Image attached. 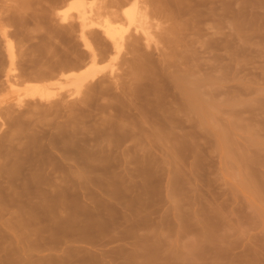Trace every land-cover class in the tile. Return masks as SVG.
I'll use <instances>...</instances> for the list:
<instances>
[{
  "label": "rangeland",
  "instance_id": "rangeland-1",
  "mask_svg": "<svg viewBox=\"0 0 264 264\" xmlns=\"http://www.w3.org/2000/svg\"><path fill=\"white\" fill-rule=\"evenodd\" d=\"M153 1L159 48L130 31L114 67L97 32L105 73L76 100L18 107L0 33V264H264V0ZM67 4L0 0L18 91L47 69L58 93L60 73L88 63L58 30Z\"/></svg>",
  "mask_w": 264,
  "mask_h": 264
},
{
  "label": "bare ground",
  "instance_id": "bare-ground-1",
  "mask_svg": "<svg viewBox=\"0 0 264 264\" xmlns=\"http://www.w3.org/2000/svg\"><path fill=\"white\" fill-rule=\"evenodd\" d=\"M102 2H103V0H101ZM145 0H143V1H141V0H125V1H123V2H121L119 5H118V7H117V9L115 10V11H113V12H111L110 14H108L109 12H107V15H102L100 12H99V10L98 9H96V7H97V5H99V4H96V2H97V0H68V4H67V8H65V10L64 11H61L59 14L58 13H56L55 15V18L57 17V19L55 20L56 21V23H58L57 24V26L59 25V27H58V30H59V28L60 27H62L63 25H68V26H70L69 28H68V30H69V33L70 34H78L77 36V38L80 40V42H81V44L83 45L82 47H84V49H85V51L87 52V55H88V63L86 64V65H83V64H80L79 66L80 67H78V65H77V67L76 66H73V68H67L66 66V68H65V70H63V72L62 73H60V75L58 76L59 78V80H57V79H55V80H57V81H59L58 82V84H57V86L59 87V89H58V93H56V91H52V90H50L49 89V87H47V84H44V85H46V86H42L43 85V81H42V79H45L46 78V74L50 77V74H48V73H46V72H48L47 71V69H45L46 70V72H45V75H44V72H42L43 74H40L39 75V73H37V75H39V76H37V77H27L25 80H22V81H25V82H30V81H36V82H38V81H40L41 80V82H42V84L40 85L39 83H37L38 85H34V84H30L29 83V85L26 87V88H24L23 89V92H20V90L18 91L17 90V84H19V82L21 81V79L22 78H19L18 76L19 75H17V74H15V72H16V70L14 69V68H17L18 66H17V64H16V66H15V60H16V58L18 59V55H17V53L15 54V51H14V46H13V42H12V40L11 39H9L10 37V33L9 32H6L5 30H4V26L2 25H0L1 27V29H0V33H1V36H2V39H3V41L2 42H4V44H5V48H4V50H5V52H6V54H7V57H8V62H9V64L10 65H8L9 66V71L6 73V74H4V76L6 77V84H7V88L11 91V92H13L14 93V95L16 96V94L15 93H18V97H17V99H16V104H17V106L18 107H21V105L24 103V101H25V99L26 98H28V99H30L31 101L32 100H34V102H35V100H36V102H37V100L39 101H44V102H46V103H49V102H51L53 99H55V98H57V96H59V95H61V96H64V95H62V94H60L61 92H65V93H67L68 95H69V97L71 98H73L74 100H76L77 99V97H78V99H79V97L81 96L82 97V95H83V90L88 86V85H91V83L93 84V82L94 81H96V82H94V84L95 83H97L98 81V78H100V76H102V75H104V73L105 72H103V70L104 69H101V68H99V65H102V64H99L98 65V63H99V61L102 59L100 56H99V54H98V51H100V50H96L97 48H95L94 47V43H93V41H92V36H94V34H96L97 32H100V34L101 35H103L102 37H104V40H106L108 43H110L111 44V46H112V49H113V52L112 53H114V57L113 56H111V58L113 57V59L112 60H110L109 62H112L111 63V65H113L114 67H115V64H114V62H116V61H118V59H119V57H120V55H121V53H122V51H123V49L125 48L124 46L126 45L125 44V41H126V35L130 32V31H133V33H135V35L136 34H138V36L137 37H139V36H142L141 38L143 39V41H144V43H145V46H146V48H147V50L146 51H150L151 49H152V47H154L153 45H158L156 42H154L155 44H153L152 45V43H153V40L155 39V37H153V34H152V32H151V27L149 26V12H150V10H149V4H147L146 2H144ZM148 1V0H147ZM182 1V0H181ZM181 1L179 2V4H181L182 5V3H181ZM186 2V0H183L182 2ZM192 2V0H189V2ZM199 1V0H198ZM202 1V0H201ZM226 1V0H225ZM98 2H100V1H98ZM160 2H163L162 0L160 1L159 0V3ZM166 2V1H165ZM173 2L175 3H177V0H173ZM189 2H187V3H189ZM189 3L190 5L192 4V3H194L195 2V0L192 2V3ZM196 2H197V0H196ZM203 2H204V4L206 3V0H203L201 3L203 4ZM158 3V1L156 0V2L155 1H153V3H152V5L154 6H156V5H158L159 4ZM167 3H169V1H167ZM175 3V4H176ZM186 3V4H187ZM198 3V2H197ZM196 3V5L195 6H197L198 4ZM200 3V4H201ZM209 3H211V4H209ZM208 3V0H207V3H206V5H208L209 4V6L210 5H212L213 4V1H211V2H209ZM228 2H226V4H227ZM102 4V3H101ZM166 4V3H165ZM171 4H172V2H171ZM185 4V5H186ZM188 4V5H189ZM201 4V6H203ZM112 5V4H111ZM162 5H164L163 3H162ZM203 6V7H206L205 9H207V6ZM116 6V5H115ZM114 6V7H115ZM159 6H161L160 4H159ZM170 6V5H169ZM194 6V7H195ZM201 6H198V7H201ZM228 6V4L226 5V7ZM152 7V6H151ZM172 7H173V5H172ZM103 8H105L104 9V11L106 10V9H108V7L106 8V7H103ZM175 8V7H174ZM185 8H187V6L185 7ZM196 8V7H195ZM194 8V12H197V11H195L196 9ZM152 9H154V8H152ZM179 9V8H178ZM187 9H189L190 10V8L188 7ZM199 9V8H198ZM202 9H204V8H202ZM102 10V9H101ZM111 10H113V9H111ZM156 10H158V9H156ZM174 10V9H173ZM192 10V9H191ZM191 10H190V12H191ZM226 10V9H225ZM228 10V9H227ZM226 10V11H227ZM103 11V10H102ZM199 11V10H198ZM193 12V10H192V12L191 13H194ZM102 13H104V12H102ZM158 13H160L159 12V10H158ZM172 14V12L170 13V15ZM226 14V13H225ZM227 14H229L228 13V11H227ZM226 14V15H227ZM175 15H176V13H175ZM225 15V16H226ZM171 16H173V15H171ZM161 18H162V16H160ZM193 17L195 18V19H197L198 18V16H194V14H193ZM197 17V18H196ZM161 18H160V20H161ZM169 18V17H168ZM167 18V19H168ZM173 18V17H172ZM176 18V17H175ZM193 18V19H194ZM226 18L228 19V16H226ZM59 19V20H58ZM182 19V18H181ZM226 19V20H227ZM151 20V19H150ZM177 20V19H176ZM179 20H180V18H179ZM0 21L1 22H3L1 19H0ZM53 21H54V19H53ZM54 21V22H55ZM59 21H60V23L61 24H59ZM171 21H173V20H171ZM49 22V21H48ZM51 22V21H50ZM166 22V21H165ZM177 22V21H176ZM4 23V22H3ZM52 23V22H51ZM152 23V22H151ZM172 23V22H171ZM50 25H52V24H50ZM163 26H164V24H163ZM178 26H179V24H178ZM6 27V26H5ZM64 27H66V26H64ZM154 27V26H153ZM3 28V29H2ZM160 28V27H159ZM175 28V27H174ZM6 29H8V27H6ZM60 29H62V28H60ZM65 29H67V28H65ZM163 29V28H162ZM167 29V28H166ZM159 30V29H158ZM170 30V29H169ZM156 31V30H155ZM173 31H174V29H173ZM181 30H179V32H180ZM158 32V31H157ZM164 32V31H163ZM8 33H9V35H8ZM59 33H61V35H62V32H59ZM58 33V34H59ZM63 33L64 34H66L65 32H64V30H63ZM131 33V32H130ZM55 34H57V33H55ZM156 34H158V33H156ZM164 34V33H163ZM167 34V33H166ZM173 34V33H172ZM171 34V35H172ZM74 35V36H75ZM100 35V36H101ZM134 35V34H133ZM171 35H168V38H169V36L171 37ZM62 36H64V35H62ZM69 36V35H68ZM156 36V35H155ZM157 37H158V35H157ZM175 37V36H174ZM59 38H60V36H59ZM76 38V39H77ZM61 39V38H60ZM59 39V40H60ZM140 39V38H139ZM167 39V38H166ZM171 39V38H170ZM62 40V39H61ZM63 40H65V38L63 39ZM79 40H77V42L79 41ZM101 41H102V38L100 39ZM137 40V39H136ZM165 40V39H164ZM68 38H67V43H68ZM95 41V40H94ZM101 41H100V43H101ZM166 41V40H165ZM170 41V40H169ZM61 42V41H60ZM59 42V43H60ZM63 42V41H62ZM97 42V41H96ZM139 42V41H138ZM157 42H159L158 40H157ZM161 42V41H160ZM167 42V41H166ZM165 42V43H166ZM99 43V44H100ZM140 43V42H139ZM138 43V44H139ZM102 44V43H101ZM96 45H97V43H96ZM102 45H104V44H102ZM109 45V44H108ZM134 45V44H133ZM161 45V44H160ZM160 45H158V48H159V46ZM110 46V47H111ZM152 46V47H151ZM98 47H101V46H98ZM136 47V46H135ZM109 48V47H108ZM151 48V49H150ZM158 48H157V50H158ZM29 49H31V48H29ZM33 49V48H32ZM110 49V48H109ZM138 49V48H137ZM136 49V50H137ZM148 49H150V50H148ZM155 49H156V47H155ZM34 50V49H33ZM83 50V49H82ZM138 50H140V49H138ZM85 51L83 50V52H84V54L86 55V53H85ZM103 52V51H102ZM133 52H135V51H133ZM138 52H140V51H138ZM147 52V53H148ZM100 53V52H99ZM150 53V52H149ZM77 54H79V53H77ZM106 54V53H105ZM73 55V54H72ZM81 55V54H80ZM111 55H113V54H111ZM137 55V54H136ZM82 57H83V55H81ZM106 56V55H105ZM105 56H102L103 58L105 57ZM107 56H108V54H107ZM81 57V58H82ZM79 58V57H78ZM80 58V59H81ZM76 62V61H75ZM79 62V61H78ZM83 62V61H82ZM1 63V62H0ZM67 63H68V61H67ZM74 63V62H73ZM73 63H71V64H73ZM81 63V62H80ZM69 64V63H68ZM79 64V63H78ZM6 65H7V63H6ZM75 65V64H74ZM2 66V65H1ZM5 66V65H4ZM15 66V67H14ZM59 66V65H58ZM56 68H57V64H56V66H55ZM64 67V66H63ZM72 67V66H71ZM84 67V69H82ZM112 67V66H111ZM111 67L109 68V69H111ZM114 67H112V68H114ZM2 68H4V67H2ZM2 68H1V70H2ZM8 68V67H7ZM7 68L5 67V69L7 70ZM19 68V67H18ZM17 68V69H18ZM52 68V67H51ZM62 68V67H61ZM106 69H107V67H106ZM37 70V69H36ZM37 71H39V70H37ZM112 71V75H114L115 76V73H114V71L115 70H111ZM2 72V71H1ZM18 72V71H17ZM16 72V73H17ZM36 72V71H35ZM50 72H51V70H50ZM103 72V73H102ZM3 73H4V69H3ZM3 73H1V75L3 76ZM114 73V74H113ZM134 73V72H133ZM34 75H35V73H33ZM53 74V73H52ZM102 74V75H101ZM131 74H132V72H131ZM135 74V73H134ZM17 75V76H16ZM22 76H23V74H21ZM54 75H55V73H54ZM136 75V74H135ZM134 75V77H136ZM4 76H3V78H4ZM32 76V75H31ZM44 76H45V78H44ZM48 76H47V78H48ZM52 76V75H51ZM54 77H56V76H54ZM52 77H50V81L53 79H51ZM102 78V77H101ZM24 79V78H23ZM54 80V81H55ZM139 80V79H138ZM44 81H46V79L44 80ZM53 81V80H52ZM34 83V82H33ZM46 83V82H45ZM57 83V82H56ZM3 85L2 86H4V83H2ZM48 84H51L50 86H53V84L52 83H48ZM98 84V83H97ZM20 85V84H19ZM54 86H56V85H54ZM94 86V85H93ZM52 88V87H51ZM54 88V87H53ZM55 90V89H54ZM195 90H197L196 88H195ZM195 90L193 89V95H191V96H189L188 94L190 93V91L191 90H189V93L187 94L188 96L187 97H189L188 98V100L189 101H191V102H188V105H190V103H192L190 106H191V108L193 107V109H191V108H189V110H196V111H199L200 110V108H199V106L198 105H200V104H198V101H199V99H198V97L199 96H196V93H195ZM197 92V94L199 95V92L198 91H196ZM192 93H190V94H192ZM82 94V95H81ZM60 97V96H59ZM80 97V98H81ZM63 98V97H62ZM65 98V97H64ZM71 98V99H72ZM27 99V100H28ZM72 99V100H73ZM198 99V100H197ZM87 100V99H86ZM66 101V100H65ZM14 102H15V100H14ZM68 102V101H67ZM67 102H66V104H67ZM70 104V103H69ZM82 104H83V102H82ZM198 104V105H197ZM68 105V104H67ZM190 106H188V107H190Z\"/></svg>",
  "mask_w": 264,
  "mask_h": 264
}]
</instances>
